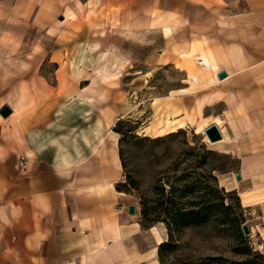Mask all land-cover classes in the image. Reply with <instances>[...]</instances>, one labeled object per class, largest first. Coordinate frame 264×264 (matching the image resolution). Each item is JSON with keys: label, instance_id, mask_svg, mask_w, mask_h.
<instances>
[{"label": "rangeland", "instance_id": "rangeland-1", "mask_svg": "<svg viewBox=\"0 0 264 264\" xmlns=\"http://www.w3.org/2000/svg\"><path fill=\"white\" fill-rule=\"evenodd\" d=\"M219 7L230 8L218 0H0V111L9 107L19 118L29 108L36 112L68 96L83 104L81 96L92 98L91 86L109 92L108 104L122 115L114 131L127 233L123 251L94 261L129 264L131 256L157 249L143 264H262L258 213L243 205L238 192L223 189L219 179L237 167L232 139L225 130L229 145L208 144L191 119H200L199 103L205 117V106L222 97L216 87L207 88L214 84L208 71L216 72L202 55L226 60L225 45L232 43V50L264 58L262 42L243 28L238 14L243 0H232L230 17ZM7 119L0 114V122ZM219 191L232 207L228 224L214 215L202 224L172 226L170 233L173 202L199 210L206 202L217 205ZM144 205L156 220L149 230L141 227ZM159 239L168 245L161 249ZM117 254L123 258L117 261Z\"/></svg>", "mask_w": 264, "mask_h": 264}, {"label": "crops", "instance_id": "crops-1", "mask_svg": "<svg viewBox=\"0 0 264 264\" xmlns=\"http://www.w3.org/2000/svg\"><path fill=\"white\" fill-rule=\"evenodd\" d=\"M218 1L230 6L219 7V13L232 16V0ZM243 3V11L238 13L243 28L254 32L264 46V0ZM226 22L232 30V19ZM225 46L229 47L226 60L214 54L212 62L202 55L204 65L216 72L208 71L214 84L207 88L216 87L214 93L222 94L205 106L203 115L213 119L207 128L216 124L215 119L221 120L224 143L230 144L228 136L232 139L238 162L219 178L220 183L224 181L221 187L240 197L252 192L254 203L246 208L258 213V233L262 234L264 58L256 61L253 55L232 50V43ZM221 72L228 74L223 81L218 78ZM105 73L99 74L101 80ZM88 91L92 98L81 96L83 104L71 96L57 98L36 112L29 108L19 118L13 112L0 122V264H110L93 257L123 251L127 232L120 203L125 192L118 190L123 165L114 131L122 115L108 104L109 92L91 86ZM20 158L25 161L23 167ZM257 219L251 218L252 222ZM155 254L154 249L131 256L129 264H143ZM118 255L117 261L123 258Z\"/></svg>", "mask_w": 264, "mask_h": 264}, {"label": "trees", "instance_id": "trees-1", "mask_svg": "<svg viewBox=\"0 0 264 264\" xmlns=\"http://www.w3.org/2000/svg\"><path fill=\"white\" fill-rule=\"evenodd\" d=\"M122 185L118 186V190L123 191ZM177 193V191H175ZM226 194L224 191L218 192V200L219 203L217 205H210L208 202L204 203L203 206L196 210L195 208H183L185 206L180 200L173 202V209L172 212V220L167 223L168 228L171 229L174 226L176 229H182L188 227L190 225H197L207 222L210 218L215 216H220V221L223 224H228L230 221L229 214L232 210V207L229 204L225 203ZM170 213V212H169ZM151 208L143 206L142 210V222L141 226L145 230H149L152 224L156 221L152 218ZM168 242H165L161 245L162 247H166ZM160 249V254H161ZM253 261H245V262H227V264H252ZM262 264H264V258L261 259Z\"/></svg>", "mask_w": 264, "mask_h": 264}, {"label": "bare ground", "instance_id": "bare-ground-1", "mask_svg": "<svg viewBox=\"0 0 264 264\" xmlns=\"http://www.w3.org/2000/svg\"><path fill=\"white\" fill-rule=\"evenodd\" d=\"M210 62V61H209ZM205 64H206V62H205ZM211 66V65H210ZM219 76V75H218ZM219 78V77H218ZM220 80V79H219ZM225 80V79H224ZM220 81H223V80H220ZM219 94V93H218ZM219 98V97H218ZM222 98V97H221ZM203 103H199V106H198V116H199V120L198 121H196L197 119H196V117L194 116V115H192L191 116V119H192V123L194 124V123H196L198 126H197V128H195V129H197V134H201V135H203L204 136V141L206 142V143H208V144H211V145H219V144H222V143H224V141L226 140L224 137H223V140L222 141H220V142H217V143H211L210 141H209V139L206 137V135H205V130H206V128H207V126H208V124L211 122V121H213V119L212 118H207V117H201V115H202V108H203ZM13 113V112H12ZM5 119H7V118H5ZM214 122L216 123L215 125L216 126H218V127H220L221 128V125H222V122H221V120H219V118L218 119H215L214 120ZM195 124V125H196ZM209 128V127H208ZM221 130V129H220ZM172 132H174V131H172ZM224 133H225V131H223ZM226 136V135H225ZM241 199H242V202H243V205H245V206H249L250 204H252V203H254L253 202V194H252V192L250 193H243V194H241ZM153 230H156L155 228H153ZM157 234V233H156ZM158 236V235H157ZM163 243V240H161V239H159V241H158V246L159 245H161ZM155 251H157V249H155ZM154 256V255H153Z\"/></svg>", "mask_w": 264, "mask_h": 264}, {"label": "water", "instance_id": "water-1", "mask_svg": "<svg viewBox=\"0 0 264 264\" xmlns=\"http://www.w3.org/2000/svg\"><path fill=\"white\" fill-rule=\"evenodd\" d=\"M218 77L220 80H224L228 77V74L226 72H221ZM0 114L3 116V118H9L12 115V109L9 107H5L0 111ZM205 135L213 144L223 140V135L215 124L205 130ZM236 179L240 181L241 175L237 174ZM134 209L135 208L133 206L130 208L131 214L134 213ZM242 230L246 236H250L251 232L247 225H244Z\"/></svg>", "mask_w": 264, "mask_h": 264}, {"label": "built area", "instance_id": "built-area-1", "mask_svg": "<svg viewBox=\"0 0 264 264\" xmlns=\"http://www.w3.org/2000/svg\"><path fill=\"white\" fill-rule=\"evenodd\" d=\"M24 159L23 158H20V160H19V165L21 166V167H23V165H24Z\"/></svg>", "mask_w": 264, "mask_h": 264}]
</instances>
